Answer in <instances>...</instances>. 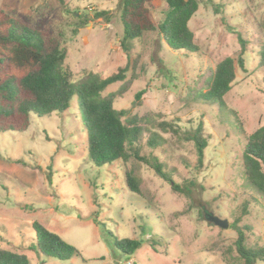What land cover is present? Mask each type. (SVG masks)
<instances>
[{
  "label": "rangeland",
  "instance_id": "374dc122",
  "mask_svg": "<svg viewBox=\"0 0 264 264\" xmlns=\"http://www.w3.org/2000/svg\"><path fill=\"white\" fill-rule=\"evenodd\" d=\"M149 8L157 26L168 5L153 0ZM0 11L62 35L75 80L84 71L108 77L128 66L132 86L115 108L147 117L141 156L158 158L173 182L190 190L174 193L169 182L131 159L143 199L128 190L122 161L95 166L75 99L63 114L33 115L26 132L0 134L1 249L26 255L30 264H244L235 247L239 230L248 248H264V200L248 186L243 166L247 138L264 126V0H200L189 23L198 56L170 50L157 31L123 46L120 0H0ZM103 11L113 17L96 20ZM240 39L246 43L244 69L237 65L225 106L197 101L211 70L226 57L237 60ZM141 90L146 93L137 101ZM161 122L179 126V135L160 130ZM200 122L208 147L197 168V149L187 137ZM152 133L160 138L155 147L148 144ZM209 216L227 220L228 228ZM34 222L79 255L69 261L41 257ZM122 239L141 247L125 255L115 246Z\"/></svg>",
  "mask_w": 264,
  "mask_h": 264
},
{
  "label": "trees",
  "instance_id": "16d2710c",
  "mask_svg": "<svg viewBox=\"0 0 264 264\" xmlns=\"http://www.w3.org/2000/svg\"><path fill=\"white\" fill-rule=\"evenodd\" d=\"M152 1L120 0L123 46L128 40L141 39L145 34L157 31L170 50L184 52L187 56L200 55V47L195 43V35L189 26L199 10L200 0H159L166 2L168 10L157 26L149 8ZM216 12L220 13L218 9ZM95 17L99 21L103 18L110 20L113 16L103 11L97 12ZM22 20L0 11V134L26 132L33 115L43 118L53 113L63 114L71 109L76 99V109L87 133V151L95 166L122 161L128 190L145 199L142 179L128 166L129 161L135 159L152 169L157 177L169 182L174 193L187 195L189 188L175 184L164 172V165L158 158L152 162L141 156L139 146L147 130L144 125L147 117L139 120L130 117L127 110L115 108L116 101L122 99L132 86V80L127 76L128 66L119 68L108 77L84 71L75 80L71 68L65 64L68 51L63 46V36L50 33V29H32ZM240 42L237 60L226 57L211 70L205 89L195 96L197 101L225 106L224 97L236 80L237 65L244 69L246 43L242 39ZM261 61L263 65L264 52L261 53ZM118 83L121 86L117 91L103 95L110 86ZM145 93L144 90L138 92L136 100L139 101ZM159 128L175 135L180 133L179 126L168 122H161ZM187 138L194 142L197 168H202L208 147L203 123L200 122ZM158 143L159 136L152 133L148 144L155 147ZM243 166L248 186L264 200V126L247 138ZM32 225L36 234L35 249L41 257L69 261L79 255L73 246L39 222ZM245 240V234L239 230L235 247L244 264L264 262V248H248ZM115 246L123 254L132 256L141 243L122 239L117 240ZM0 264H30V261L24 254L0 248Z\"/></svg>",
  "mask_w": 264,
  "mask_h": 264
},
{
  "label": "water",
  "instance_id": "95a60500",
  "mask_svg": "<svg viewBox=\"0 0 264 264\" xmlns=\"http://www.w3.org/2000/svg\"><path fill=\"white\" fill-rule=\"evenodd\" d=\"M208 221L213 223L215 226L222 228V229H226L229 226L227 220H222L221 218L215 217V216H209Z\"/></svg>",
  "mask_w": 264,
  "mask_h": 264
}]
</instances>
